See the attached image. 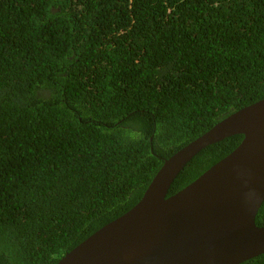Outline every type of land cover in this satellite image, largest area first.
<instances>
[{"label":"trees","instance_id":"trees-1","mask_svg":"<svg viewBox=\"0 0 264 264\" xmlns=\"http://www.w3.org/2000/svg\"><path fill=\"white\" fill-rule=\"evenodd\" d=\"M262 100L264 0H0V264H58ZM243 139L202 150L168 197Z\"/></svg>","mask_w":264,"mask_h":264},{"label":"water","instance_id":"water-1","mask_svg":"<svg viewBox=\"0 0 264 264\" xmlns=\"http://www.w3.org/2000/svg\"><path fill=\"white\" fill-rule=\"evenodd\" d=\"M242 135L240 146L168 197L205 148ZM264 100L227 117L158 171L141 201L58 264H243L264 255Z\"/></svg>","mask_w":264,"mask_h":264}]
</instances>
